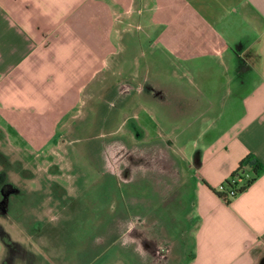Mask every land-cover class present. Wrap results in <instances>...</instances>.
<instances>
[{"label": "rangeland", "instance_id": "1", "mask_svg": "<svg viewBox=\"0 0 264 264\" xmlns=\"http://www.w3.org/2000/svg\"><path fill=\"white\" fill-rule=\"evenodd\" d=\"M141 25L138 54L131 31L124 66L97 76L55 139L18 138L0 117V264H187L201 147L241 116V76L202 96L200 54L149 52L146 30L163 28Z\"/></svg>", "mask_w": 264, "mask_h": 264}, {"label": "crops", "instance_id": "2", "mask_svg": "<svg viewBox=\"0 0 264 264\" xmlns=\"http://www.w3.org/2000/svg\"><path fill=\"white\" fill-rule=\"evenodd\" d=\"M141 24L163 28L153 40L146 30L149 52L159 46L186 62L200 54L202 96L219 97L223 74L241 76V116L201 147L187 264H255L251 252L264 243V0H0V117L18 138L55 139L97 76L124 66L118 55L131 31L138 54ZM242 161L244 172L257 163L260 174L225 205L213 189Z\"/></svg>", "mask_w": 264, "mask_h": 264}, {"label": "trees", "instance_id": "3", "mask_svg": "<svg viewBox=\"0 0 264 264\" xmlns=\"http://www.w3.org/2000/svg\"><path fill=\"white\" fill-rule=\"evenodd\" d=\"M245 163V161H242L239 164V167L237 168V170L235 172H233L229 178L225 181H223L221 183V185L225 186L226 191L224 192H219L216 189H213V192L216 194V196L225 204V205H230L231 201L233 200V198L237 197L238 195H240L241 193H243L244 191H246L250 185L255 181V179L259 176L260 174V166L257 163L252 164V171L249 174L250 175V179L249 180H245L244 184H242L239 188H236V186L232 185L229 182V179L235 178L236 176H238L242 170H243V164ZM229 190H233L234 191V195L230 196L228 195V191Z\"/></svg>", "mask_w": 264, "mask_h": 264}, {"label": "built area", "instance_id": "4", "mask_svg": "<svg viewBox=\"0 0 264 264\" xmlns=\"http://www.w3.org/2000/svg\"><path fill=\"white\" fill-rule=\"evenodd\" d=\"M249 179H250V175L242 170V172L238 176H236L235 178L229 179V182L232 185H234V186L237 185L236 188H239L242 184H244L245 180H249ZM216 190L219 191V192H224V191H226V188H225V186L220 184L216 188ZM228 195L233 196L234 195V191L233 190H229L228 191Z\"/></svg>", "mask_w": 264, "mask_h": 264}, {"label": "clouds", "instance_id": "5", "mask_svg": "<svg viewBox=\"0 0 264 264\" xmlns=\"http://www.w3.org/2000/svg\"><path fill=\"white\" fill-rule=\"evenodd\" d=\"M59 217L58 216H50L49 217V222L50 223H56L58 221Z\"/></svg>", "mask_w": 264, "mask_h": 264}, {"label": "flooded vegetation", "instance_id": "6", "mask_svg": "<svg viewBox=\"0 0 264 264\" xmlns=\"http://www.w3.org/2000/svg\"><path fill=\"white\" fill-rule=\"evenodd\" d=\"M263 259L264 258H262L258 264H264V260Z\"/></svg>", "mask_w": 264, "mask_h": 264}, {"label": "water", "instance_id": "7", "mask_svg": "<svg viewBox=\"0 0 264 264\" xmlns=\"http://www.w3.org/2000/svg\"><path fill=\"white\" fill-rule=\"evenodd\" d=\"M264 260V259H263Z\"/></svg>", "mask_w": 264, "mask_h": 264}]
</instances>
